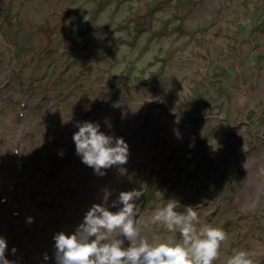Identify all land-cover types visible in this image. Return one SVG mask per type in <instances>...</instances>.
<instances>
[{
    "label": "rangeland",
    "instance_id": "obj_1",
    "mask_svg": "<svg viewBox=\"0 0 264 264\" xmlns=\"http://www.w3.org/2000/svg\"><path fill=\"white\" fill-rule=\"evenodd\" d=\"M78 121L122 137L127 163L103 176L82 163ZM131 190L149 242L180 238L151 223L173 200L226 232L213 264L235 250L264 264V0H0L5 257L56 264L55 234Z\"/></svg>",
    "mask_w": 264,
    "mask_h": 264
},
{
    "label": "clouds",
    "instance_id": "obj_2",
    "mask_svg": "<svg viewBox=\"0 0 264 264\" xmlns=\"http://www.w3.org/2000/svg\"><path fill=\"white\" fill-rule=\"evenodd\" d=\"M75 126L78 128L72 137L75 152L96 174L103 176L102 169L127 163L129 146L122 137L106 135L98 123L78 121ZM174 134L180 138L178 129H174ZM120 171L123 174L125 169ZM142 195L140 190L121 191L111 207L120 204L122 207L110 211L105 193V203L93 204L75 232L54 235L56 264H213L227 239L222 228L209 224L198 229L195 209L186 206L178 212L176 203L170 200L157 207L151 223L161 224L173 234L178 232L180 238L173 235L149 242L141 234L136 218L140 208L135 201ZM28 222H33V218L29 217ZM125 240L129 242L127 247ZM6 249L7 241L0 237V264H13L5 257ZM12 251L15 253L16 249ZM44 259H49L47 254ZM226 264H254V259L246 251L235 250Z\"/></svg>",
    "mask_w": 264,
    "mask_h": 264
},
{
    "label": "bare ground",
    "instance_id": "obj_3",
    "mask_svg": "<svg viewBox=\"0 0 264 264\" xmlns=\"http://www.w3.org/2000/svg\"><path fill=\"white\" fill-rule=\"evenodd\" d=\"M239 89H237V90H235L234 91V97H236L239 93H242V89H241V87H242V84L240 83L239 84ZM246 87V86H245ZM243 94V93H242ZM251 94V93H250ZM252 95V94H251ZM253 96V95H252ZM237 98H238V96H237ZM239 99V98H238ZM253 98L252 97H247V98H244V100H243V104L241 105V106H245V105H249V101L250 100H252ZM249 176V175H248ZM248 176H247V178H246V180L248 181V183L250 182L249 180H251L252 179V177H251V179H248ZM244 191H245V189H244ZM248 202V201H247ZM4 210H5V205H3L2 207H0V229L1 228H3V226H5L6 225V222H8V221H10V220H8L9 219V215H3V213H4ZM9 223V222H8ZM9 234L8 235H10V234H12L13 233V230H10L9 232H8Z\"/></svg>",
    "mask_w": 264,
    "mask_h": 264
},
{
    "label": "flooded vegetation",
    "instance_id": "obj_4",
    "mask_svg": "<svg viewBox=\"0 0 264 264\" xmlns=\"http://www.w3.org/2000/svg\"><path fill=\"white\" fill-rule=\"evenodd\" d=\"M4 5V2H3V4H2V6ZM48 28H56V25H53V26H50V27H48ZM65 31V30H64ZM68 31H70V28L68 29ZM214 89H207V88H204L203 90H202V92H203V94H202V96H203V98L205 99V97H206V94L208 93V92H210V91H213ZM147 122L146 121H144L142 124H146ZM174 129H178L179 131H183L184 129H185V127L183 126V124L181 123V122H179V123H176L175 124V126H174ZM189 142H190V140H188ZM193 142H194V140H192V145H193ZM192 145H188V147L189 148H192ZM162 155H163V153H162ZM166 161H167V163H165L164 164V166H163V168H162V170H161V172H163V171H168V168H171L170 167V162H171V158H168V159H166ZM160 162V161H159ZM169 162V163H168Z\"/></svg>",
    "mask_w": 264,
    "mask_h": 264
},
{
    "label": "trees",
    "instance_id": "obj_5",
    "mask_svg": "<svg viewBox=\"0 0 264 264\" xmlns=\"http://www.w3.org/2000/svg\"><path fill=\"white\" fill-rule=\"evenodd\" d=\"M248 15H253V13H248Z\"/></svg>",
    "mask_w": 264,
    "mask_h": 264
}]
</instances>
